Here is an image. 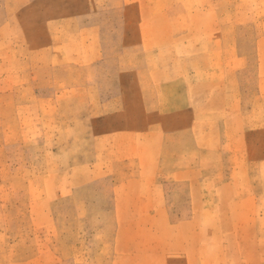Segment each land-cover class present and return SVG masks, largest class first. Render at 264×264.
Instances as JSON below:
<instances>
[{"label": "rangeland", "instance_id": "1", "mask_svg": "<svg viewBox=\"0 0 264 264\" xmlns=\"http://www.w3.org/2000/svg\"><path fill=\"white\" fill-rule=\"evenodd\" d=\"M0 264H264V0H0Z\"/></svg>", "mask_w": 264, "mask_h": 264}]
</instances>
